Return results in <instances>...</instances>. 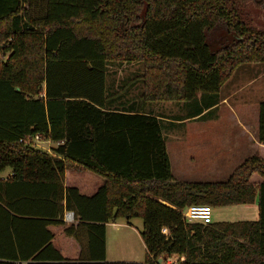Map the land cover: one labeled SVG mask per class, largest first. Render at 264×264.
Masks as SVG:
<instances>
[{"label":"trees","instance_id":"trees-1","mask_svg":"<svg viewBox=\"0 0 264 264\" xmlns=\"http://www.w3.org/2000/svg\"><path fill=\"white\" fill-rule=\"evenodd\" d=\"M24 3L0 0V170L12 169L11 180H0V264H159L171 255L174 264H264L263 159L245 158L224 180H177L164 134L216 118L225 80L243 64H264V27L245 10L264 20V0H91L90 11L35 17ZM220 28L225 37L213 44ZM122 61L140 70L109 80V66ZM161 101L179 103L180 113L156 111ZM35 135L51 153L30 142ZM256 138L264 144V99ZM66 168L94 172L103 185L79 195L63 187ZM51 173L57 186L41 189ZM21 179L19 200L12 189ZM74 195L100 201L97 222L65 223ZM254 201L255 219L182 215L192 204ZM28 202L53 210L17 206ZM118 217L141 218L142 262L105 261V223ZM49 224L80 244L78 260L53 247Z\"/></svg>","mask_w":264,"mask_h":264},{"label":"rangeland","instance_id":"rangeland-1","mask_svg":"<svg viewBox=\"0 0 264 264\" xmlns=\"http://www.w3.org/2000/svg\"><path fill=\"white\" fill-rule=\"evenodd\" d=\"M26 14L58 15L70 9L90 11L91 0H25ZM253 24L264 27L259 9L245 7ZM225 33L216 29L210 41L216 44ZM140 70L136 62L122 61L110 65L108 79H116ZM132 94L136 93L134 90ZM222 100L217 106V117L209 120L189 119L181 126H174L164 132L171 160V172L177 180L218 181L224 180L230 172L247 157L258 156L264 161V145L257 142V105L264 99V64L248 63L237 68L220 88ZM156 111L167 115L180 113L179 103L161 101L152 105ZM199 137V138H197ZM226 138L225 140H220ZM203 141H200V140ZM235 142V149L225 152L223 146L228 141ZM51 142L40 137L33 141L35 147L50 148ZM224 150V151H223ZM257 203H239L211 207V221H237L255 219ZM125 221L118 219V222ZM123 225L107 226V260L135 261L144 260L145 249L140 236L142 220L131 217ZM133 228L131 230L130 226ZM166 232V230H165ZM106 260V259H105ZM160 264V262H159Z\"/></svg>","mask_w":264,"mask_h":264},{"label":"crops","instance_id":"crops-1","mask_svg":"<svg viewBox=\"0 0 264 264\" xmlns=\"http://www.w3.org/2000/svg\"><path fill=\"white\" fill-rule=\"evenodd\" d=\"M154 105V104H153ZM156 105V104H155ZM199 138V137H197ZM226 138H222L220 140H225ZM49 141V140H48ZM200 141H203L202 139ZM258 142V141H257ZM167 140H166V150L167 154L170 160L168 148H167ZM229 146H223V148L226 150L225 152L232 151V149H235V142L228 141ZM259 143V142H258ZM262 144V143H260ZM264 145V144H263ZM47 152L51 153L50 148L45 149ZM224 151V150H223ZM171 163V160H170ZM52 172V171H51ZM231 173V172H230ZM52 177L49 181V183L45 182H39L42 187L41 189H45L47 184H50V188L53 189L54 184L57 186V180L56 178L53 179V173ZM63 187L64 188H75L77 193L79 195L86 196L88 198L93 197L99 190V188L103 185V178L99 176L98 174L88 171V170H75L72 168H66L64 170L63 174ZM12 179V169L10 167H6L3 170H0V180L7 181ZM252 181H260L261 178L253 174L250 178ZM24 179L18 180V182L13 183L14 188L12 189V193L17 199H21L18 190L19 187L26 186L27 182L23 181ZM212 181V180H211ZM74 199V200H73ZM70 200L72 201L73 205L75 206V210H69L65 209L63 212V215L66 211H72L73 217L71 221H65L66 224L73 223L74 225L77 224L79 221H94L97 222L98 218H100V201H96L93 199H80L78 195H74V197H70ZM75 201V202H74ZM77 202H80L82 206H78ZM84 205V206H83ZM19 208L23 210H53L52 207H44V205H36L35 203H20L17 205ZM84 208V216L82 215V212ZM257 211V210H256ZM86 218V219H84ZM124 219L125 221L118 222V219ZM126 217H118L114 220L107 221L105 223V261H113L107 260V226L108 224L114 225L117 223V225H128V221ZM131 230L133 228L132 225H129ZM47 229L52 232L53 238H52V245L53 247L60 253V255L65 260H78L79 254H80V244L72 237L67 236L63 232V225L59 224H49L47 225ZM143 242V241H142ZM144 245V243H143ZM145 249V246H144ZM159 259V261H158ZM177 257L176 256H167L162 260V257H158L156 262L161 264H174L176 262ZM180 260H183V256L179 257Z\"/></svg>","mask_w":264,"mask_h":264},{"label":"built area","instance_id":"built-area-1","mask_svg":"<svg viewBox=\"0 0 264 264\" xmlns=\"http://www.w3.org/2000/svg\"><path fill=\"white\" fill-rule=\"evenodd\" d=\"M40 137L38 135L32 136L30 142L38 141ZM182 215L187 220L197 219L204 223L211 222V206L208 204H192L182 210ZM73 217L72 211H66L63 215L65 221H71ZM165 232V229H163Z\"/></svg>","mask_w":264,"mask_h":264},{"label":"water","instance_id":"water-1","mask_svg":"<svg viewBox=\"0 0 264 264\" xmlns=\"http://www.w3.org/2000/svg\"><path fill=\"white\" fill-rule=\"evenodd\" d=\"M158 261H159V259H158Z\"/></svg>","mask_w":264,"mask_h":264}]
</instances>
